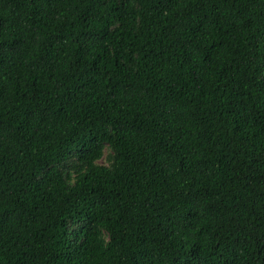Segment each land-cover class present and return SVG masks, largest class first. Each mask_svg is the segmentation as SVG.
I'll use <instances>...</instances> for the list:
<instances>
[{
  "label": "trees",
  "instance_id": "trees-1",
  "mask_svg": "<svg viewBox=\"0 0 264 264\" xmlns=\"http://www.w3.org/2000/svg\"><path fill=\"white\" fill-rule=\"evenodd\" d=\"M0 264H264V0H0Z\"/></svg>",
  "mask_w": 264,
  "mask_h": 264
}]
</instances>
